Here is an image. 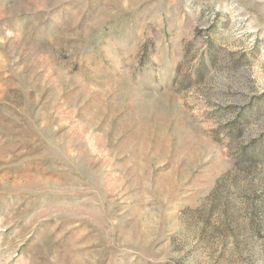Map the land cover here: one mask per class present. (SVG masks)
Returning <instances> with one entry per match:
<instances>
[{
    "label": "rangeland",
    "instance_id": "1",
    "mask_svg": "<svg viewBox=\"0 0 264 264\" xmlns=\"http://www.w3.org/2000/svg\"><path fill=\"white\" fill-rule=\"evenodd\" d=\"M0 264H264V0H0Z\"/></svg>",
    "mask_w": 264,
    "mask_h": 264
}]
</instances>
